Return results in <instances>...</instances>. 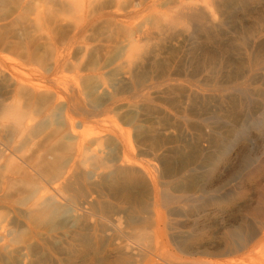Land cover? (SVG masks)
<instances>
[{
    "label": "bare ground",
    "instance_id": "bare-ground-1",
    "mask_svg": "<svg viewBox=\"0 0 264 264\" xmlns=\"http://www.w3.org/2000/svg\"><path fill=\"white\" fill-rule=\"evenodd\" d=\"M86 7L70 6L78 19L36 58L37 75L0 71V264H264V197L225 236L190 244L230 199L212 197L218 166L251 137L221 146L242 88L264 89V0H113L88 18ZM95 19L122 39L84 65ZM37 123L50 131L31 135ZM167 235L220 260L182 261L163 249Z\"/></svg>",
    "mask_w": 264,
    "mask_h": 264
},
{
    "label": "rangeland",
    "instance_id": "rangeland-1",
    "mask_svg": "<svg viewBox=\"0 0 264 264\" xmlns=\"http://www.w3.org/2000/svg\"><path fill=\"white\" fill-rule=\"evenodd\" d=\"M79 1H85V3H91L95 6L93 9L89 7L90 10H88L86 7V12H84V14H86L85 17L87 18L91 15V13H94V10L100 5H108L113 3V0ZM75 2H77V0H0V71L5 72L4 74L13 76L15 79L27 78L29 76L33 77L34 75H37L38 72L43 69V64L36 58H42V60L43 58H46V55L48 56L49 54L50 50L48 49L51 48V43L62 42L68 37L71 30L73 29L74 23L78 19V13L74 12L73 8L70 9V6ZM93 15L92 17H95ZM93 23L95 26L93 25L94 27H91L92 29L89 31L90 36L93 37V55H91V57H86L83 61V64L85 63L88 65L101 63L103 60L105 61V56L109 53H112L117 45L120 44L117 42H120L122 39V33L121 30H119L118 24L117 26L116 24L113 25L114 23L112 22L106 24L104 21H101V19H95ZM98 47L100 48L98 49ZM235 49L239 50L240 47L235 45ZM241 53L243 54L242 56H244L242 49ZM87 72L90 71L87 70ZM245 88L247 87L242 88L244 91V94L241 95L243 103L240 106L238 114L239 124L237 131L232 132L231 129H229L230 133H228L226 140L221 143V146L223 145V150L226 149V147L231 146V139L234 138L238 131L243 133L244 130L247 129V132H251L249 133L251 134V137H249V139H245V136H242L243 138L240 139V142L238 141L239 144L237 145L238 147L235 148L236 150L234 149L227 160H224L218 166L217 171L214 174L218 191L216 190L215 192H212V197H218L226 194L229 195L231 200H227L228 202H225L223 206H220L216 203V205L212 204L211 209H208V211L211 210V212H209V215L205 218L206 221L204 219L201 222L202 224H199L200 228L201 226L204 227V230L201 232V235L196 234L193 236L194 238L192 237L191 239L192 242L190 244H192L194 241L196 246L211 244L218 238L225 236V231H227V227H229V223L232 221L231 219L239 217L242 212H244L243 210H245L246 206L248 207L249 205H252L253 207H256V203L260 201L261 197H264V195L262 196V194H264V122L261 118V116H264V100H262L260 97V94H262L264 89L259 86V83H256L255 85H248V89ZM237 90L241 91V86L240 89L237 88ZM251 122H253L255 125ZM258 122H261V124ZM35 126L36 128H32L30 131L31 135H40V133L46 134L50 131V127L45 126L44 124L37 123ZM2 136L9 137L8 131H4ZM253 142L255 143V146L252 145ZM227 143L229 145H227ZM207 197L210 199L211 196ZM183 229L186 230V228H181V230ZM20 230L23 232L27 229L24 227ZM165 231L166 234L169 233L168 230L165 229ZM12 234L14 237H16V235L20 234V231L16 233V229L14 228ZM26 234L28 236V231ZM215 237L217 239H215ZM164 238L165 239L162 240V246L164 250L166 249V253H171L170 255L172 256L175 254L174 257L182 261L196 263L203 258L209 259L211 261H215V259L217 261L220 260L218 257L213 255L211 257L202 256L200 252H198L197 255L190 256L189 254H186L177 245V243H175V241L170 238L169 235L164 236ZM153 257L159 263H165L162 258L159 259V257ZM76 261L78 260H75V262Z\"/></svg>",
    "mask_w": 264,
    "mask_h": 264
}]
</instances>
